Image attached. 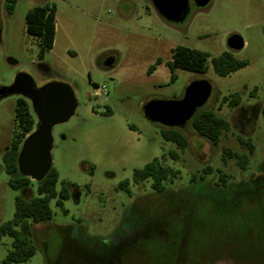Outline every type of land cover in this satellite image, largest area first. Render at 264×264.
<instances>
[{
    "label": "rangeland",
    "instance_id": "1",
    "mask_svg": "<svg viewBox=\"0 0 264 264\" xmlns=\"http://www.w3.org/2000/svg\"><path fill=\"white\" fill-rule=\"evenodd\" d=\"M190 2L186 20L170 24L151 0H18L12 14L0 0V86L25 73L37 87L69 85L77 100L73 116L53 128L50 152L56 190L65 182L70 198L62 206L51 200L50 221L17 228L36 247L24 264H264V0H211L203 9ZM46 4L57 8L56 38L42 55L25 19ZM233 35L243 39L242 50L228 47ZM177 46L209 53L206 72L177 68L171 81L167 63ZM226 52L248 65L217 75L212 58ZM108 56L116 59L110 69L102 62ZM157 59L162 64L148 75ZM94 86H104L107 96L95 98ZM204 87L210 95L196 113L211 110L231 124L219 146L195 132L193 117L169 128L144 113L150 102H182ZM234 94L241 97L239 107L222 105ZM21 100H0V226L13 219L17 197H37L35 181L13 190L3 163L14 139L22 147L30 135L22 136L16 117ZM168 129L188 139L186 150L164 140ZM238 136L251 140L253 154ZM224 148L247 156L246 168L237 158L225 160ZM155 160L179 171L161 193L152 180L133 182L134 172ZM207 167L212 171L201 180ZM219 171L230 176L227 188L217 186ZM124 181L129 192L120 188ZM12 242L0 239V263Z\"/></svg>",
    "mask_w": 264,
    "mask_h": 264
},
{
    "label": "trees",
    "instance_id": "2",
    "mask_svg": "<svg viewBox=\"0 0 264 264\" xmlns=\"http://www.w3.org/2000/svg\"><path fill=\"white\" fill-rule=\"evenodd\" d=\"M18 0H7L9 13H13V9ZM56 13L55 4H46L42 7H36L26 14V31L27 34L36 39L40 47L41 54L44 55L47 51L53 49L56 38ZM211 57L209 53L190 49L184 46H177L172 52V61L167 63L171 71V81H176L175 70L177 68L203 74L207 69V60ZM159 59L155 65L148 68L147 74L151 75L161 65ZM212 65L215 73L221 77L229 76L248 65L246 61L236 60L232 54L223 53L219 57L212 58ZM258 89L255 88L251 92V96H255ZM227 104L231 109H235L241 105V97L239 94H234L226 97L222 101V105ZM264 114V111H263ZM16 117L19 126L22 129V136L26 138L34 130L35 118L30 113L28 103L21 100L18 103ZM193 129L202 138L207 139L212 145L219 146L221 137L224 133L231 130V124L228 120L216 116L211 110H201L197 112L191 120ZM162 137L167 142H172L177 145L178 149L186 150L189 146L188 139L176 129H168L162 131ZM238 142L249 149L250 153H254V145L251 140L241 136L237 137ZM21 146L19 140L14 139L11 149L4 155L3 163L5 171L9 175V186L13 190H23L30 187L34 181L20 175L18 171L17 159ZM173 159H177L178 155L171 153ZM223 158H237L239 165L245 169L248 165V157L239 156L229 148L223 149ZM212 171L211 167L203 170V174L199 175L201 180H205L207 174ZM219 182L217 186L227 188L230 181V176L219 171ZM179 176V171H175L169 167H164L159 160L146 165L141 170H136L133 176L134 184H139L148 180H152V188L158 193L164 191V182L174 181ZM198 179L197 176L191 178L192 182ZM59 183L58 173L51 168L48 175L41 182H36L37 197L24 199L17 197L15 200V214L11 221L0 226V239L8 236L13 239L12 249L8 252L6 258L0 264H24L27 263L35 254L36 247L32 240L18 231L21 225L26 226L28 222L39 224L48 222L53 218V211L50 207V202L57 199L59 206L63 202L69 200L70 192L65 182L62 183V189L57 192L56 188ZM129 181H124L120 184V188L129 192Z\"/></svg>",
    "mask_w": 264,
    "mask_h": 264
},
{
    "label": "water",
    "instance_id": "3",
    "mask_svg": "<svg viewBox=\"0 0 264 264\" xmlns=\"http://www.w3.org/2000/svg\"><path fill=\"white\" fill-rule=\"evenodd\" d=\"M197 8L207 7L211 0H193ZM161 18L170 24L183 23L189 12L190 0H151ZM228 47L233 51L244 48V41L238 35L228 39ZM116 59L108 58L103 67L110 69ZM210 95L208 87L191 90L182 102L154 101L144 107L146 117L165 127H182L203 105ZM9 96H21L30 101L37 118L35 130L25 139L20 149L17 164L21 176L35 182L45 179L52 168V130L67 122L77 109V100L71 87L59 81H51L37 87L32 77L25 73L16 76L10 86H0V100Z\"/></svg>",
    "mask_w": 264,
    "mask_h": 264
},
{
    "label": "built area",
    "instance_id": "4",
    "mask_svg": "<svg viewBox=\"0 0 264 264\" xmlns=\"http://www.w3.org/2000/svg\"><path fill=\"white\" fill-rule=\"evenodd\" d=\"M93 92H94L95 98H103V97L107 96V94H108V92L104 86H102V87L94 86Z\"/></svg>",
    "mask_w": 264,
    "mask_h": 264
},
{
    "label": "flooded vegetation",
    "instance_id": "5",
    "mask_svg": "<svg viewBox=\"0 0 264 264\" xmlns=\"http://www.w3.org/2000/svg\"><path fill=\"white\" fill-rule=\"evenodd\" d=\"M190 5H192L191 2H190ZM194 5H195V4H194ZM198 9H201V8H198ZM202 9H203V8H202ZM108 58H114V59H115V57H113V56H108V57H105V58L102 60V62H104V61H105L106 59H108ZM157 60H159V59H157ZM157 60H156V61H157ZM160 60H161V59H160ZM161 61H162V60H161ZM14 80H15V79H14ZM13 82H14V81H13ZM13 82H12L10 85H12ZM10 85H7V86H10ZM9 97H11V96H9ZM19 97H21V96H19ZM21 98H23V97H21ZM4 99H5V98H4ZM23 99H25V98H23ZM25 100H27V99H25ZM27 101H28L29 104H31L29 100H27Z\"/></svg>",
    "mask_w": 264,
    "mask_h": 264
}]
</instances>
